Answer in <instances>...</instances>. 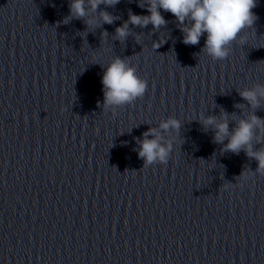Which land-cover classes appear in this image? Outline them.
<instances>
[{
  "label": "clouds",
  "instance_id": "obj_1",
  "mask_svg": "<svg viewBox=\"0 0 264 264\" xmlns=\"http://www.w3.org/2000/svg\"><path fill=\"white\" fill-rule=\"evenodd\" d=\"M119 2L120 0H70L69 15L64 18L63 23H68L73 18L83 19L88 16L89 9L94 12L101 4L113 7ZM139 6L146 8L149 14L137 15L129 11L128 19L116 28L117 39L123 41L127 38L129 24L141 28L151 24L154 30H159L168 23L161 14L163 10L175 17L183 33L184 44L197 45L201 37L206 35L203 51L213 60L228 58L232 42L236 41L245 29H252L258 19L253 12L257 0H144ZM100 19L104 24L110 25L117 18L107 11H101ZM96 23L95 18L85 20L89 27ZM160 46L155 44V48ZM101 83L104 93L103 105L106 109L130 105L138 98H142L148 89V82L137 74L136 67L128 59L119 57L107 65ZM239 94L252 109L259 108L260 100L264 99V85L240 91ZM200 122L205 128L212 127L214 142L224 145L222 151L234 154L244 151L249 158L257 162L255 172L264 175V148L253 150L254 138L257 143L261 142L259 133L264 132V118L253 112L247 118L240 119L231 131L226 113H222L219 119L215 116L206 118L201 116ZM180 127V121L170 117L159 124V130L150 127L143 133V139L139 141L138 155L144 160L145 167L157 162L161 164L168 162L173 145L171 141L162 143L160 130L178 131ZM226 139L227 143L224 144ZM247 173H250V170H245L241 174L238 186H243L244 182L253 177L252 173L251 175Z\"/></svg>",
  "mask_w": 264,
  "mask_h": 264
}]
</instances>
